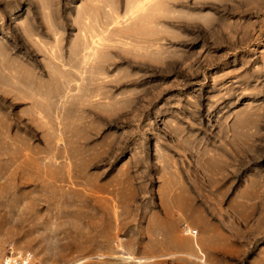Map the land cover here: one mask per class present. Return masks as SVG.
<instances>
[{"label": "rangeland", "instance_id": "obj_1", "mask_svg": "<svg viewBox=\"0 0 264 264\" xmlns=\"http://www.w3.org/2000/svg\"><path fill=\"white\" fill-rule=\"evenodd\" d=\"M238 1L183 0L156 57L152 0H0V264H264V0Z\"/></svg>", "mask_w": 264, "mask_h": 264}, {"label": "bare ground", "instance_id": "obj_2", "mask_svg": "<svg viewBox=\"0 0 264 264\" xmlns=\"http://www.w3.org/2000/svg\"><path fill=\"white\" fill-rule=\"evenodd\" d=\"M109 0H101V4L98 5L101 8H105L106 4L108 3ZM252 1V0H250ZM249 0H240L238 1V7L240 9H243V7L247 6V8L243 9V13L245 15H250L252 14V10L256 9L253 11L254 13H258L259 8H261V2L263 0H256V3L258 5H255L254 7L250 6ZM111 2V0H110ZM184 3L183 0L176 2V0H162L160 3H158V0H152V5L150 4V17L149 20L151 23L154 25L151 26V28H148V33H141L138 31V34L136 33H131L129 37L132 38L133 42H136V45L138 47H135L133 53L137 54H143V53H148L150 55H154L157 57L158 54H163L166 52L165 49L161 47V43L158 46L159 42L165 40L170 37H175L177 36L174 31H172V26H178L179 24L182 23V20H184V15H177L178 13H181L182 11L178 9V5ZM230 3H232V0H230ZM165 7L167 9L166 14H161V13H153V10L159 9V7ZM206 5V2L203 1L201 2V5L199 8H202L203 6ZM233 6V5H232ZM118 5H114L113 9H117ZM147 16V15H145ZM99 17V16H98ZM169 19L171 21V25H163L162 24V19ZM191 18V17H190ZM99 24H100V33L105 29L106 27V21L103 18L99 19ZM162 26V27H161ZM104 39V38H103ZM190 230V229H189ZM194 232H197V230H194ZM198 258V257H197ZM200 259L201 262L206 263L205 258H198ZM144 260V259H143Z\"/></svg>", "mask_w": 264, "mask_h": 264}, {"label": "built area", "instance_id": "obj_3", "mask_svg": "<svg viewBox=\"0 0 264 264\" xmlns=\"http://www.w3.org/2000/svg\"><path fill=\"white\" fill-rule=\"evenodd\" d=\"M8 251L9 254L5 258L4 264H36V262H32V254L18 253V251L11 246L9 247Z\"/></svg>", "mask_w": 264, "mask_h": 264}, {"label": "crops", "instance_id": "obj_4", "mask_svg": "<svg viewBox=\"0 0 264 264\" xmlns=\"http://www.w3.org/2000/svg\"><path fill=\"white\" fill-rule=\"evenodd\" d=\"M220 242V241H219ZM219 242L215 243L214 246H217L218 248L220 247Z\"/></svg>", "mask_w": 264, "mask_h": 264}]
</instances>
